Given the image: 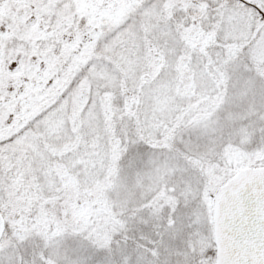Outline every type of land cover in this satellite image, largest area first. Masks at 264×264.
Wrapping results in <instances>:
<instances>
[{
    "label": "snow or ice",
    "instance_id": "snow-or-ice-1",
    "mask_svg": "<svg viewBox=\"0 0 264 264\" xmlns=\"http://www.w3.org/2000/svg\"><path fill=\"white\" fill-rule=\"evenodd\" d=\"M0 264H264V0H0Z\"/></svg>",
    "mask_w": 264,
    "mask_h": 264
}]
</instances>
